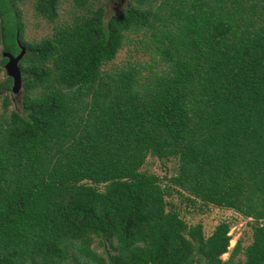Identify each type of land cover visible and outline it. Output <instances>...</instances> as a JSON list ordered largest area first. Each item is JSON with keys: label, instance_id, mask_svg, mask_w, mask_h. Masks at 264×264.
I'll list each match as a JSON object with an SVG mask.
<instances>
[{"label": "trees", "instance_id": "16d2710c", "mask_svg": "<svg viewBox=\"0 0 264 264\" xmlns=\"http://www.w3.org/2000/svg\"><path fill=\"white\" fill-rule=\"evenodd\" d=\"M21 1L0 0L3 52L27 49L22 109L0 96V264H230V222L206 236L174 191L251 218L244 264H264V0L99 5L31 41ZM60 2L36 14L56 21ZM137 42L149 63L105 67ZM149 155L178 161L167 183Z\"/></svg>", "mask_w": 264, "mask_h": 264}, {"label": "rangeland", "instance_id": "374dc122", "mask_svg": "<svg viewBox=\"0 0 264 264\" xmlns=\"http://www.w3.org/2000/svg\"><path fill=\"white\" fill-rule=\"evenodd\" d=\"M36 0H23L19 3V7L22 10L21 19L24 21L25 30L24 38L28 41L39 40L43 37L49 36L53 33L55 25L74 21L76 16L87 14V9L97 8L99 5H104L105 18L108 19L114 15H119L125 12L132 0H95L88 5H79L77 0H61L59 7V18L56 21H49L48 19L36 14L35 8ZM94 3V5H92ZM144 33L131 32L132 37H141ZM136 39V38H135ZM3 57V43L0 34V61ZM145 63L150 62V56L143 51L142 43H125L119 50L114 61L108 63L105 67L113 69L115 67H124L128 63ZM161 68H165L162 64ZM7 75L5 69V63L0 62V96L3 97L6 93L9 95L11 104L8 107V112L12 110L22 109L21 103L24 97V86L19 93H14L12 88L9 90H2L1 84ZM3 99V98H2ZM2 99L0 100V112L3 110ZM178 167V161L175 158L160 159L157 156L149 155L142 170L149 173L159 175L164 183H167L168 177L176 173ZM176 189V188H174ZM170 203L174 204L181 216L189 224H197L201 222L204 225V231L206 236L212 234L216 226L222 221H228L231 224L230 233L232 239L230 242L229 252L222 255L223 259H229L231 251L234 249L237 242L242 241V250L235 256L230 264H244L246 260L245 248L253 241V228L251 226V218H247L233 209L217 207L209 204L202 206L201 202L197 204H190L186 202L176 191L172 196L168 197ZM170 207V206H169ZM97 252L106 254V250H111L109 243L100 245L99 240L96 239L92 245Z\"/></svg>", "mask_w": 264, "mask_h": 264}, {"label": "water", "instance_id": "95a60500", "mask_svg": "<svg viewBox=\"0 0 264 264\" xmlns=\"http://www.w3.org/2000/svg\"><path fill=\"white\" fill-rule=\"evenodd\" d=\"M18 43L20 45L21 51L17 55L9 51L3 52V56L8 58L7 62L5 63V69L7 71V75L13 78L12 91L14 93H19L23 87V72L20 62L27 51L26 47L23 46L19 39Z\"/></svg>", "mask_w": 264, "mask_h": 264}, {"label": "bare ground", "instance_id": "6f19581e", "mask_svg": "<svg viewBox=\"0 0 264 264\" xmlns=\"http://www.w3.org/2000/svg\"><path fill=\"white\" fill-rule=\"evenodd\" d=\"M232 242V241H231Z\"/></svg>", "mask_w": 264, "mask_h": 264}]
</instances>
